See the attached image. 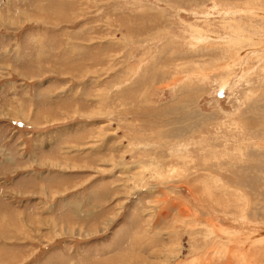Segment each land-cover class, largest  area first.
<instances>
[{"label": "rangeland", "instance_id": "1", "mask_svg": "<svg viewBox=\"0 0 264 264\" xmlns=\"http://www.w3.org/2000/svg\"><path fill=\"white\" fill-rule=\"evenodd\" d=\"M0 264H264V0H0Z\"/></svg>", "mask_w": 264, "mask_h": 264}, {"label": "bare ground", "instance_id": "2", "mask_svg": "<svg viewBox=\"0 0 264 264\" xmlns=\"http://www.w3.org/2000/svg\"><path fill=\"white\" fill-rule=\"evenodd\" d=\"M24 111V110H23ZM25 115V114H24Z\"/></svg>", "mask_w": 264, "mask_h": 264}]
</instances>
